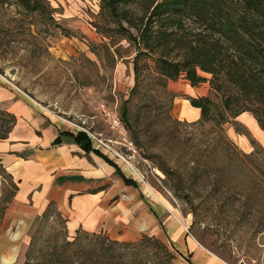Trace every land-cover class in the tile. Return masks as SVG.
<instances>
[{"label":"rangeland","instance_id":"1","mask_svg":"<svg viewBox=\"0 0 264 264\" xmlns=\"http://www.w3.org/2000/svg\"><path fill=\"white\" fill-rule=\"evenodd\" d=\"M45 3L50 17L0 0V75L53 117L84 127L96 148L187 221L189 233L228 264H264V128L253 113L244 110L222 124L202 120L189 97L211 94L221 105L223 93L184 78L169 80L164 88L153 68H146L153 65L148 57L141 63L148 76L131 96L136 47L115 35L100 0ZM129 97V123H124L133 149L105 115V109L121 115ZM90 134L108 147L96 146ZM13 178L0 163V264H45L48 251L84 237L68 230L56 206L41 221V215L30 222L15 212ZM161 240L168 251L156 249L150 264H182L168 240ZM75 244L65 251L86 246V239Z\"/></svg>","mask_w":264,"mask_h":264},{"label":"trees","instance_id":"2","mask_svg":"<svg viewBox=\"0 0 264 264\" xmlns=\"http://www.w3.org/2000/svg\"><path fill=\"white\" fill-rule=\"evenodd\" d=\"M15 1L27 12H38L43 17L51 15L45 0ZM100 2L101 14L116 25L115 35L136 47L131 96L139 92L141 81L148 76L143 74L141 64L143 58L148 57L153 65L146 68H153L152 73L164 88L169 80L184 78L193 86L209 82L213 91L223 93L221 105L211 94L189 97L192 106L200 109L202 120L222 124L248 110L264 128V0ZM130 100V97L126 99L121 107V117L126 124L129 123ZM15 120L14 115L0 109V139L8 137ZM77 140L92 149L86 133L80 132ZM0 163L3 164L1 157ZM15 184L16 194L18 184ZM53 208L55 205L51 203L40 221L47 218ZM77 232L84 233V237L75 236L64 250L54 247L44 255L43 263L150 264L149 259L156 249L168 251L164 241L155 235L122 241L103 231ZM80 238L86 239V246H74L67 253L66 248L76 245Z\"/></svg>","mask_w":264,"mask_h":264},{"label":"crops","instance_id":"3","mask_svg":"<svg viewBox=\"0 0 264 264\" xmlns=\"http://www.w3.org/2000/svg\"><path fill=\"white\" fill-rule=\"evenodd\" d=\"M0 109L16 118L8 137L0 139V157L18 184L12 209L27 221L54 203L70 232L103 231L114 239L137 240L148 230L166 238L182 264H228L107 153L78 141L77 135L86 133L82 126L53 117L2 75Z\"/></svg>","mask_w":264,"mask_h":264},{"label":"built area","instance_id":"4","mask_svg":"<svg viewBox=\"0 0 264 264\" xmlns=\"http://www.w3.org/2000/svg\"><path fill=\"white\" fill-rule=\"evenodd\" d=\"M105 115L107 117V120L111 127L116 130L119 135L125 140V146L127 149H133L134 143L133 141H130L127 137V130L125 127V124L122 120V117L118 110L115 109H105ZM82 130L86 131L84 127H81ZM91 135V134H90ZM95 141L97 142L96 146H106L108 147V144L103 140L102 138L95 137L94 135H91Z\"/></svg>","mask_w":264,"mask_h":264}]
</instances>
